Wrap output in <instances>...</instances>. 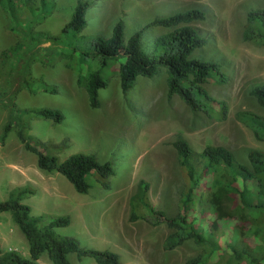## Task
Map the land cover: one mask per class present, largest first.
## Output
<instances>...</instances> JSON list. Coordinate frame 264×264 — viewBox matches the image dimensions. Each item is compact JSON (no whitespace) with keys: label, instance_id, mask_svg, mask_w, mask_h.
<instances>
[{"label":"rangeland","instance_id":"1","mask_svg":"<svg viewBox=\"0 0 264 264\" xmlns=\"http://www.w3.org/2000/svg\"><path fill=\"white\" fill-rule=\"evenodd\" d=\"M78 1L44 0L42 5L40 0H29V10L17 0V20L0 8V133L6 124L28 123V134L47 155L60 162L75 154L92 155L100 164L111 163L115 175L105 180L93 171L86 176L88 192L77 193L63 175L39 170L36 156L10 132L0 144V201L8 200L15 189L27 188L32 194L19 202L30 208V216L43 217L45 224L67 217L69 224L54 231L76 240L83 249L116 253L121 264H184L200 249L186 241L165 250L170 230L165 223H156L158 217L130 222V200L143 181L151 206L167 216L176 214L184 187L172 146L179 137L196 152L208 145L225 147L246 165L249 150L264 153V140L255 139L236 117L238 111L264 117V108L249 95L254 85L264 84V47L242 39L247 12L262 9L264 0H90L82 33L61 35ZM194 8L205 13V20L190 25L207 42L192 57L223 66L227 82L216 84L212 73L204 88L214 100L225 103L224 118L192 113L177 96L168 99L163 69L152 78L137 77L123 93L117 74L120 58L100 70L97 59L85 56L95 37H110L118 19L124 23L126 40L155 18ZM169 31L144 30L145 48L149 50L153 38ZM45 34L57 37L52 46ZM98 69L108 87L98 92L99 107L90 108L77 78ZM40 81L56 92L43 91ZM44 108L58 110L62 122L29 112ZM0 247L29 258L28 244L9 213L0 214ZM69 260L95 264L89 258L78 261L75 255ZM39 263L51 264L46 254Z\"/></svg>","mask_w":264,"mask_h":264},{"label":"trees","instance_id":"2","mask_svg":"<svg viewBox=\"0 0 264 264\" xmlns=\"http://www.w3.org/2000/svg\"><path fill=\"white\" fill-rule=\"evenodd\" d=\"M16 1L0 0V8L13 20L19 16ZM20 1L24 7L32 10L27 6L29 0ZM41 3L44 5V0H40ZM91 3L90 0L78 1L70 21L60 31L61 35L76 37L82 33L87 26L86 14ZM203 20L205 13L201 9H190L155 18L144 28L132 31L125 40V26L118 19L110 37H95L85 56L91 55L97 59L100 70L109 61L120 58L117 74L123 93L131 88L137 77L152 78L163 69L168 99L177 96L192 113L203 112L212 118H224L225 103L214 100L204 88L212 73L216 84L227 82L223 66L215 61L192 57V52L203 47L207 40L190 23ZM151 27L170 31L153 38L151 48L147 50L143 43V32ZM44 36L50 44L57 39L49 34ZM242 39L264 47V7L247 12ZM100 70L77 78L78 85L86 91L90 108L99 107L98 92L108 87V80ZM40 82L43 91L56 92L55 88H48L44 82ZM249 95L264 108V84L254 85ZM29 112L54 123H61L64 118L58 110L47 108ZM236 117L250 129L255 139L264 140L263 116L238 111ZM10 132H14L24 150L36 156L39 170L63 175L77 193L88 192L86 176L93 171L105 180L115 175L111 163L100 164L92 155L75 154L63 162L56 156L47 155L44 146L28 134V123L21 121L16 125L3 126L0 144L3 145ZM172 146L184 179L176 214L167 216L155 210L147 199L148 184L141 181L130 200L128 220L146 221L147 216L158 217L156 223L163 222L170 230L163 242L165 250H173L191 241L200 251L184 264H264V153L249 150L246 165L222 146L208 145L196 152L181 137ZM25 194L32 193L27 188L12 191L8 200L0 201V214H10L12 222L28 244L29 258L0 247V264H40L39 259L44 254L51 264H72L70 255H75L78 261L92 259L95 264H121L116 253L83 249L76 240L58 236L54 228L67 226V217L45 224L42 223L43 217L30 216V208L19 202Z\"/></svg>","mask_w":264,"mask_h":264}]
</instances>
